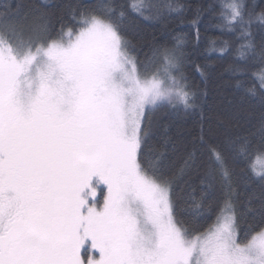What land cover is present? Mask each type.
Masks as SVG:
<instances>
[{
	"label": "snow or ice",
	"instance_id": "obj_1",
	"mask_svg": "<svg viewBox=\"0 0 264 264\" xmlns=\"http://www.w3.org/2000/svg\"><path fill=\"white\" fill-rule=\"evenodd\" d=\"M208 7L221 32L214 50L234 46V75L250 76L236 82L242 109L259 106L246 135L225 139L231 158L244 159L259 181V196L247 201L258 225L239 230L228 152L209 144L198 165L194 145L166 171L176 144L152 114L196 109L198 89L184 73L182 41L154 44L141 60L127 27L130 16L163 20L185 5L69 3L64 21L41 4L40 23L0 26V264H264V6L219 0ZM11 8L0 0V17ZM198 20L199 11L192 24ZM157 130L159 143L146 151ZM198 139L206 143L203 129ZM193 168L203 169L206 189L198 216L213 208L208 190L217 178L223 194L201 226L179 217L173 197Z\"/></svg>",
	"mask_w": 264,
	"mask_h": 264
},
{
	"label": "trees",
	"instance_id": "obj_2",
	"mask_svg": "<svg viewBox=\"0 0 264 264\" xmlns=\"http://www.w3.org/2000/svg\"><path fill=\"white\" fill-rule=\"evenodd\" d=\"M77 2L91 5L96 0H3V3H11L12 8L7 16L0 17V26L18 27L22 24L40 23L35 19L34 9L41 4L47 5L53 13H61L63 20L67 21L68 17L63 15L64 6ZM117 2L126 5L129 0H117ZM173 2L185 5L182 13H173L163 20L130 16L132 22L127 27V35L133 45L134 54L141 60L151 54L150 49L154 44L171 48L178 41H182V48L187 57L184 73L189 83L198 89L199 106L196 109L179 115H174L168 109H159L152 114L155 122L168 125L167 135L171 136L176 144V151L171 153L166 161V171L179 168L185 153L192 150L194 145L198 149L196 157L198 165L206 160L205 149L209 144L228 152L236 189L234 200L238 212L243 214L240 217L239 230L244 232L249 226L259 223L258 219H254L253 215L247 212L248 199L260 194L259 181L256 178H249L251 174L246 170L244 159L231 158L225 139L243 137L254 123L255 117L249 115V112L258 111V103L251 102L255 107L246 103L242 109L240 103L242 90L236 86L238 79L250 80V76L234 75L232 68L238 63L234 46L229 47L224 53L213 48L212 42L217 41L218 46L221 32L214 27L213 16L208 6L216 5L219 0H173ZM249 2L264 6V0H249ZM17 5L20 6L18 10ZM198 11L199 20L193 25L192 21L197 18ZM59 23L60 19L54 16L52 25L58 27ZM224 39L232 38L229 35ZM197 66L203 70V75L197 70ZM201 129L206 143H201L198 139ZM159 135L160 132L157 130L156 136L152 137L145 146L146 151L151 145L159 143ZM202 178L203 169L197 172L196 168H193L173 187L177 214L197 226L208 224L214 219L223 199L220 180L217 178L213 188L208 190L213 208L204 217L198 216L201 209H197L196 204L204 199L202 193L206 190L205 185L201 183ZM257 204L258 201L253 200V206Z\"/></svg>",
	"mask_w": 264,
	"mask_h": 264
}]
</instances>
